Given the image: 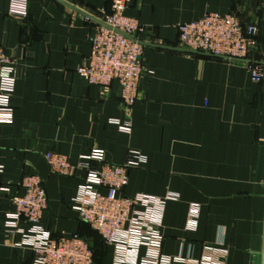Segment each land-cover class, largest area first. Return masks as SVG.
<instances>
[{
	"label": "crops",
	"instance_id": "0c3cea01",
	"mask_svg": "<svg viewBox=\"0 0 264 264\" xmlns=\"http://www.w3.org/2000/svg\"><path fill=\"white\" fill-rule=\"evenodd\" d=\"M112 0H28V16L9 15L0 0V48L17 61L11 98L13 122L0 124V264H32L22 235L4 227L14 212L20 183L38 176L47 197L43 225L52 237L77 234L91 241L93 264H113L74 210L85 173L80 157L98 149L121 165L129 151L146 157L132 170L122 195L163 198L162 253L201 262L209 250L224 251L225 264H260L264 224V67L251 81L241 64L190 55L178 48V26L208 13L231 14L258 29L255 58L264 63V0H133L125 16L145 29L144 66L138 99L126 109L116 85H89L76 74L90 54L96 24ZM113 121H129L132 133ZM69 159L67 176L51 173L45 155ZM197 204L195 231L187 230L188 206ZM21 229H26L23 222ZM222 244V247H219ZM143 253V251H142Z\"/></svg>",
	"mask_w": 264,
	"mask_h": 264
},
{
	"label": "built area",
	"instance_id": "2783aa9c",
	"mask_svg": "<svg viewBox=\"0 0 264 264\" xmlns=\"http://www.w3.org/2000/svg\"><path fill=\"white\" fill-rule=\"evenodd\" d=\"M132 1L112 0L110 12L100 13L97 19L110 29L96 24L90 38L89 57L76 69V74L89 85L101 88L116 85L119 100L126 109L138 99L141 78L153 74L144 66L143 47L136 42L139 39L135 34L140 32L138 22L125 16ZM9 15L26 19L28 0H10ZM116 30L136 41L125 38ZM177 30L179 49L227 62H240L249 71L253 83L262 82L263 67L255 64L259 47L256 27L242 25L231 14L208 13L196 21L179 25ZM244 61H250V64L242 63ZM16 71L17 61L0 48V124L3 125L13 122L11 98L16 86ZM112 124L120 133H132L129 121H113ZM44 158L52 174L69 175L72 169L69 159L53 153ZM146 162L141 153L129 151L123 164L109 163L104 151L95 149L80 157L77 166L85 176L74 210L103 245L113 248V264H225L226 253L214 249L207 251L201 262L162 253L163 236L159 227L164 206L179 197L173 194L163 198L127 197L121 193L129 183L130 172L140 169ZM20 188L23 193L11 199L14 212L6 215L4 227L22 235L20 245L32 251V264H93L90 240L77 234L54 238L45 229L47 197L41 179L36 175L25 176ZM199 215V205L191 203L187 211V230H196ZM20 222L26 225V229L19 227Z\"/></svg>",
	"mask_w": 264,
	"mask_h": 264
},
{
	"label": "water",
	"instance_id": "95a60500",
	"mask_svg": "<svg viewBox=\"0 0 264 264\" xmlns=\"http://www.w3.org/2000/svg\"><path fill=\"white\" fill-rule=\"evenodd\" d=\"M62 4H64L65 6L69 7V8L72 9L73 11H76V12L80 13L81 15H83L84 17H86L87 19L93 21L95 24H97V25H101V26H103V27H106V28L110 29L109 26H107L105 23H103L102 21L98 20L97 18L91 17V16H89V15H87V14H85V13H83V12L77 10V9H75L74 7L65 4V3H62ZM116 32L120 33L122 36H124L125 38H127V39H129V40L136 41L135 39H132L131 37H129V36H127V35H125V34L119 32V31H117V30H116ZM136 42H138V44H139L140 46H142V47L146 46V45H145L143 42H141V41H136ZM179 51L182 52V53H185V54H190V55H199V56L211 57V56H209V55L199 54V53H191V52L184 51V50H181V49H180ZM213 58H214V57H213ZM239 63H240V62H239ZM242 63L250 64V61H244V62H242ZM255 64L264 67V63L261 62V61H256ZM260 264H264V224H263V234H262L261 251H260Z\"/></svg>",
	"mask_w": 264,
	"mask_h": 264
},
{
	"label": "rangeland",
	"instance_id": "374dc122",
	"mask_svg": "<svg viewBox=\"0 0 264 264\" xmlns=\"http://www.w3.org/2000/svg\"><path fill=\"white\" fill-rule=\"evenodd\" d=\"M138 25H139V24H138ZM139 27H140V26H139ZM145 32H146L145 29L142 28V27H140V32L136 33V34H135V37H137V38L140 40V38L146 36Z\"/></svg>",
	"mask_w": 264,
	"mask_h": 264
},
{
	"label": "trees",
	"instance_id": "16d2710c",
	"mask_svg": "<svg viewBox=\"0 0 264 264\" xmlns=\"http://www.w3.org/2000/svg\"><path fill=\"white\" fill-rule=\"evenodd\" d=\"M92 248V247H91Z\"/></svg>",
	"mask_w": 264,
	"mask_h": 264
}]
</instances>
